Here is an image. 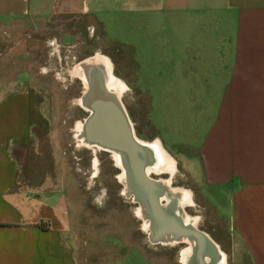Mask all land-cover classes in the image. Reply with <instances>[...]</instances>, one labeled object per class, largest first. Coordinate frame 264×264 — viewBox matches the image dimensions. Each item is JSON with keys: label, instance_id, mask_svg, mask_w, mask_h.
<instances>
[{"label": "crops", "instance_id": "0c3cea01", "mask_svg": "<svg viewBox=\"0 0 264 264\" xmlns=\"http://www.w3.org/2000/svg\"><path fill=\"white\" fill-rule=\"evenodd\" d=\"M41 2L0 0V264L77 263L66 228L42 223L66 209L62 197L52 207L35 202L61 192L35 181L44 138L31 83L48 24L72 57L92 39L128 48L134 90L146 91L151 111L165 106L170 123L176 107H195L183 140L167 126L164 144L155 139L190 172L200 199L213 200L225 222L210 230L218 247L233 264H264V0H49L46 16ZM116 67L128 73L124 62Z\"/></svg>", "mask_w": 264, "mask_h": 264}, {"label": "rangeland", "instance_id": "374dc122", "mask_svg": "<svg viewBox=\"0 0 264 264\" xmlns=\"http://www.w3.org/2000/svg\"><path fill=\"white\" fill-rule=\"evenodd\" d=\"M49 7V0L41 2L45 16ZM49 28V24L43 27V34L34 51L42 66L40 73L32 75L31 83L33 100L35 104L40 103L37 106L43 116L41 135L44 138L36 150L38 158L35 159L42 170V176L40 173L35 181H52L53 187L59 188L61 192L56 190L39 193L35 202L52 207L61 196L67 207L65 209L60 204L61 215L55 216L54 221L42 222L43 225L58 224L59 227L66 228L76 247V264H178L179 245L152 246L147 242L141 222L135 218V201L132 204L121 195L122 187L117 183V178L115 180L119 171L111 159L102 156L103 152L77 146L73 129L77 122L84 120V111L76 105L82 86L80 80L70 76L69 71L94 55L106 57L105 54H110V58H106L111 62L113 75L127 87L120 101L135 136L143 142H152L158 138L164 144V134L167 132L165 126L173 135L183 140L187 131L183 120L187 115L193 119L194 114L191 113L195 107L182 105L174 108L177 113L174 114L173 110V114L178 116V122L170 123L166 120V114L161 111L165 106L151 111L147 105L146 91L134 90L131 80L134 77V55L128 48L118 44H107L104 48L99 41L92 39L84 43L86 52L83 55L72 57L57 39L51 37ZM81 28V24L78 25V29ZM122 37L119 39L124 42L131 41L133 36L131 33H124ZM121 62L125 63L127 74L119 73L118 70H122V67L114 69ZM93 158L96 159L95 170L92 167ZM175 160L176 173L171 179L172 187L190 191L194 205L190 209L186 208V214L196 217L197 229L215 240L210 230H223L225 222L213 212V200L211 203L209 198L207 201L200 199L196 181L188 170L182 168L179 158ZM151 178L166 180L168 175ZM225 212L224 209L223 213ZM39 213L44 218L53 214L46 208H42ZM221 251L225 254L226 264H233L227 253L222 249Z\"/></svg>", "mask_w": 264, "mask_h": 264}, {"label": "flooded vegetation", "instance_id": "af4514ba", "mask_svg": "<svg viewBox=\"0 0 264 264\" xmlns=\"http://www.w3.org/2000/svg\"><path fill=\"white\" fill-rule=\"evenodd\" d=\"M97 58H105L109 61L105 56L94 55V57L89 59L88 62H92ZM109 63L111 65L110 61ZM78 65L82 64L79 63ZM75 67H77V65L69 71V74L72 78L80 80L82 92L77 100L80 102V109L84 111L82 112L84 115V121L78 128V138H82L81 140L83 141V144L88 147H97L106 152L117 155L119 169L121 167L122 174L124 175L123 183L118 179L117 183L122 187V190L127 187L129 195L132 196H130L131 198H124L133 201H135L134 199H137L138 202L142 203L145 206V212H147L148 219L151 222V231L149 232V235L144 232L145 235L149 236V239L155 243L163 242L168 238H170L172 242L179 243L180 245L178 247L180 248L178 250H180L179 252L183 256L184 262H177L178 264H226L225 254L221 251L218 245L209 235L199 231L195 227V217L186 214L182 204L183 200L179 194L171 195L169 199L165 201L161 198L162 196H155L151 190L147 191L143 185L140 187L139 183L142 181H135V172H140V169H135V161H133L135 156H133L128 148L130 145L125 142L129 141L126 135L127 133L126 131H122L121 126H118L116 121L118 117L121 118L122 115L126 123L124 127L128 131V125L131 127L132 131L133 127L126 112L125 115L123 113V110L125 111V109L122 103L119 104L117 94L110 91L108 88L109 83H112V80L118 83L121 82L113 75V70L111 69L110 71L108 68H95V70L93 67L92 69L84 71V73H87V71H90L91 73L93 72L96 79H94V77L92 78L95 81L97 80L92 85H87L85 83L84 74L75 70ZM109 74H111V78ZM120 105L123 107V110ZM99 120L105 128L99 131L103 135L101 140L96 136L98 133L96 131L97 129H95L97 123L99 124L100 122ZM82 125H84L85 130H88L90 133L85 137H79L81 136V131H83ZM132 133L135 137L134 131ZM122 134L124 137L121 136ZM110 135L114 138L109 139L108 137ZM106 152H103L104 154H102V156L110 158ZM119 169L117 170L119 171ZM151 169H153V166L144 169L143 173L148 174ZM152 176L156 175L152 174L150 175V178ZM175 189L180 190L178 188ZM151 205L158 207L161 206L163 209H160V211L157 212L156 210H151V208L149 209ZM137 220L141 222L139 218H137ZM195 232H199L208 237L211 243H206L205 245L201 236H197Z\"/></svg>", "mask_w": 264, "mask_h": 264}, {"label": "bare ground", "instance_id": "6f19581e", "mask_svg": "<svg viewBox=\"0 0 264 264\" xmlns=\"http://www.w3.org/2000/svg\"><path fill=\"white\" fill-rule=\"evenodd\" d=\"M88 60L81 62L82 65H77V67H75V70L84 74L85 83L87 85L88 84L92 85L97 80L96 81L94 80V79H96L95 78L96 76L94 77L93 72L91 73L90 71H87V73H84V71L92 69L93 67H94L93 69H95V68H97V69L108 68L110 71L112 69L109 61H107L105 58H97L96 60H93L92 62H88ZM109 76L111 78V74H109ZM92 77H94V79ZM108 88L110 91L115 92V94H117L118 99H119V104H121L120 98L127 91V87L121 82L118 83V82H115L114 80H112V83H109ZM76 105L80 108L81 105H80L79 100L76 101ZM121 109L123 110L122 106H121ZM123 113L125 115L124 110H123ZM83 121L77 122L74 126V129H73V138L76 141L77 146L83 147L87 150H96L99 152H106V151L99 149L97 147H88V146L83 144V141L81 140L82 138H78V128L83 123ZM116 122L118 123V126L119 125L121 126L122 131H126V133H127L126 135H127V138L129 139V141H125V142L128 145H130L128 148L130 149V152H132L133 156H135L134 160H133V161H135V169H140V172H135V181H142L139 183V186L141 187L143 185L145 187V189H147V191L151 190L152 193L155 194V196H162L161 198L165 201L168 200L171 195L179 194V196L183 200L182 204H183L184 210H186V208L190 209L194 205L193 200H192L193 198H192L190 191L185 190V189H181V188H178L180 190L172 188L171 179L173 177V174L176 173L175 172L176 171L175 170V162L164 151V149L161 147L160 143L156 139H153L152 142H143V141H140L138 138H136V136L134 137L131 127L128 125L129 131L124 127L126 123H125V119L122 115H121V118L118 117ZM107 127H109V126H107ZM95 129H97L96 131L98 133V135H96V136L99 138V140H101L103 135L99 131L105 129L104 126H102L101 121L99 122V124L97 123ZM82 130L83 131H81V136H79V137H85L88 134H90L88 132V130H85L84 125H82ZM92 130L95 131L94 129H92ZM121 136L124 137L123 134ZM108 138L112 139L114 137H112L110 135ZM102 144H104V143H102ZM106 153H108L110 155V159H111L114 167L116 169H119V160H118L117 155H115L113 153H109V152H106ZM95 163H96V159L93 158V160H92L93 170H95L94 169ZM150 166H153V169L149 170L148 174L143 173L144 169H146L147 167H150ZM152 174H154L156 176L168 175V178L166 180H152L150 178V175H152ZM116 178L123 183L124 175L122 174L121 167L119 169V173L116 176ZM156 181H159V182H156ZM121 195L123 196V198L131 196V195H129V191H128L127 187H125L123 190H121ZM134 200H135V205H136L135 218H139L141 220L142 231L146 232L147 235H149V232L151 231L152 227H151V222L148 219L147 212H145V206L142 203L138 202L137 199H134ZM129 201L131 203H134L133 200H129ZM150 208H151V210L153 209V210H156L157 212L160 211V209H163L161 206L158 207V206H154V205H151L149 207V209ZM179 211H181V210H179ZM199 220H200V218H199ZM194 221H195V227L197 228V218L196 217H195ZM195 233L197 236L198 235L201 236V239H203V242L205 245H206V243L207 244L211 243L210 240L208 239V237H206L205 235H203L199 232H195ZM146 239H147V242L152 246L174 247L176 245H180L177 242H172L170 240V238L166 239L163 242H158V243H155L152 240H150L149 236H146ZM179 251L180 250H178V252H177V262L178 263L184 262V258Z\"/></svg>", "mask_w": 264, "mask_h": 264}]
</instances>
